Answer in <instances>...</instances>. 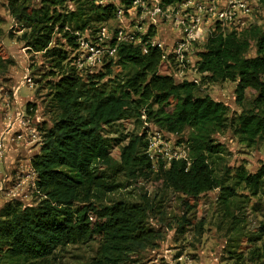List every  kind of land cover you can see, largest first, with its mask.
I'll list each match as a JSON object with an SVG mask.
<instances>
[{"label":"trees","instance_id":"1","mask_svg":"<svg viewBox=\"0 0 264 264\" xmlns=\"http://www.w3.org/2000/svg\"><path fill=\"white\" fill-rule=\"evenodd\" d=\"M68 1L76 3L75 10L66 9ZM132 1L123 0V4L128 6ZM180 1L162 0V5ZM8 10L25 30L27 49L54 60L60 75L51 87L58 115L51 127L43 129L40 150L30 161L43 197L36 205L25 206L12 199L1 208L0 264H48L59 247L95 238L102 245L92 264H123L130 253L145 248L150 241L146 225L150 207L102 201L130 179L154 177L161 186L192 198L221 188L229 200L231 188L217 176L211 161L213 154L223 148L213 134L224 127L227 106L209 95H198L196 81H177L160 72L159 47L149 46L148 53H143L138 45L122 43L106 72L87 77L70 64L69 52L61 47L57 34H62L68 46L77 48L80 35L70 32L67 26L95 33L98 26L116 17V3L41 0L32 5L29 0H9ZM155 33L151 27L144 40ZM253 42L256 55L248 56ZM198 55L197 69L206 74L204 78L237 83L239 103L251 91L252 107L238 116L237 130L249 142L264 140V29L253 26L240 34L215 31ZM6 62L0 43V67ZM114 63L130 71L112 79L114 84L109 86L104 79ZM142 117L177 135L189 129L185 139H178L187 143V158L172 160L169 165L160 162L155 169L148 154L150 127H146L120 147V159L116 160L111 153L116 142L108 136L112 126ZM238 177L259 190L264 161L255 173L239 169Z\"/></svg>","mask_w":264,"mask_h":264},{"label":"rangeland","instance_id":"2","mask_svg":"<svg viewBox=\"0 0 264 264\" xmlns=\"http://www.w3.org/2000/svg\"><path fill=\"white\" fill-rule=\"evenodd\" d=\"M8 1L0 0V43L7 59L0 67V140L5 139L2 153L0 151V210L12 199L26 206L38 204L43 197L30 161L40 150L43 129L51 127L58 115L51 87L60 75V70L53 66L54 60L42 52L27 49L23 39L25 30L10 14ZM29 1L38 5L41 0ZM103 1L119 6L123 3V0ZM248 1L255 6L250 28L264 29V0ZM155 2L151 0L148 8ZM66 9L75 10L76 3L68 1ZM169 14L174 17L175 12ZM113 23L110 21V25ZM66 29L80 35L77 48L68 46L61 33L56 37L69 52L73 65L74 57L83 50L89 51L82 45V39L87 40L94 32L92 29L74 31L70 25ZM172 31L169 18L162 16L155 27L157 36L169 41ZM203 48L204 45L197 44L194 54L198 55ZM247 55H256L254 42ZM111 59L116 58L105 55L102 64L88 66L83 75L106 72ZM111 70L104 79L109 86L114 84L112 79L126 75L130 68L114 63ZM191 73L197 78L198 95H209L227 106L225 125L213 134L223 148L213 154L211 161L217 176L231 188L232 195L227 200L223 190L216 188L197 198L187 197L161 186L154 177L125 182L121 189L106 195L102 203L148 204L146 225L150 229V241L145 248L130 253L123 264H264V179L256 191L238 177L239 169L255 173L264 161V140L249 142L237 130L238 116L252 107V93L247 91L246 99L239 103L235 81H215L204 78L206 74ZM20 110L25 111L26 123L18 119ZM144 119L122 120L112 126L108 136L115 139L111 153L116 160L120 159V147L127 144L132 135L156 126ZM188 134L189 129H186L177 136L185 139ZM101 245L100 239L95 238L87 243L59 247L48 264H92Z\"/></svg>","mask_w":264,"mask_h":264},{"label":"built area","instance_id":"3","mask_svg":"<svg viewBox=\"0 0 264 264\" xmlns=\"http://www.w3.org/2000/svg\"><path fill=\"white\" fill-rule=\"evenodd\" d=\"M150 1L133 0L128 6L116 4V17L110 20L114 23L110 25L109 21L100 25L94 35L87 40L82 39V45L89 51L83 50L73 59V65L80 75L88 66L102 64L105 55L117 58L120 45L131 43L140 46L143 53H148L149 46L159 47L162 50L160 72L173 76L177 81H196L197 78L191 73H199L197 61L200 57L193 52L196 45H204L215 31L240 34L253 24L251 20L255 6L248 0H182L166 7L162 5V0H155L149 9ZM171 11L175 12L174 17L169 14ZM128 15H132V18H127ZM164 15L173 25L169 41L160 40L157 33L144 40L143 36L148 34L151 27L155 30ZM24 117L25 111L20 110V122L26 123ZM147 139L148 154L154 167L160 162L169 165L172 160L188 156L186 141L178 142L179 137L173 132L151 127ZM4 144L5 139L2 138L1 153Z\"/></svg>","mask_w":264,"mask_h":264}]
</instances>
